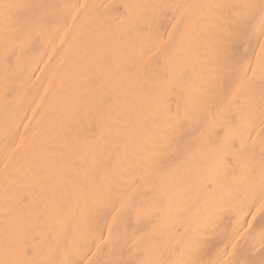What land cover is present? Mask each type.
I'll return each mask as SVG.
<instances>
[{"label":"bare ground","instance_id":"obj_1","mask_svg":"<svg viewBox=\"0 0 264 264\" xmlns=\"http://www.w3.org/2000/svg\"><path fill=\"white\" fill-rule=\"evenodd\" d=\"M28 2L38 0H0V5ZM44 2L58 6L54 19L41 33L34 34L26 42L23 51L17 48L18 59L14 58L7 70L3 61L6 34L0 17V193L3 191L2 170L6 162L11 171V164L16 159L41 149L55 150L66 140L71 141L77 131L81 138L85 135L98 138L102 134L105 138L116 139L115 130L120 128L121 159L113 158L98 176L97 201H106L101 212L96 211L97 204L91 198L83 197L70 199L57 216L41 206L34 214L25 213L21 218L19 213L13 215L6 211L0 195V259L4 258L6 226L15 245L16 256L24 261L31 259L37 249L41 255L46 254L50 242L47 232L52 224L61 233L62 246L70 253L75 251V245H83L87 241L91 247L88 256L97 252V245H100L101 251L92 259L103 260L108 251L104 248L103 238L109 234V225L113 235H123L127 228L131 242L133 229L140 236L150 232L160 220L166 233L178 238L180 233L195 229L196 218L201 213L215 212L223 206L233 207L238 198H242V193L240 197L231 198L228 194L238 186L242 187V177L239 169L233 167L235 160L231 151L220 143L213 131L215 109L212 114H203L200 123L189 129L186 136L202 161L198 169L178 174L163 188L158 178L144 175L146 158L165 122L175 118L177 113L183 117L185 106L193 103L202 91L212 90L222 75L224 52L219 41L220 25L226 23L228 10L180 9L185 11L180 26L183 29L190 25L191 31L186 35L183 47L178 49L179 59H174L167 66L156 54L157 47H161L158 39L150 41L127 36L106 39L104 36L109 28L115 31L114 18L118 19L123 13L124 4L235 5L258 0ZM82 5L87 8H82ZM105 5L109 7L105 8ZM89 10L93 11L94 18L89 21L91 34L84 39L79 34L85 13ZM180 11H177V16ZM96 13L99 16H95ZM221 13L224 19H221ZM172 15V10H168L162 21L160 31L165 40L168 38L165 29H171L169 20ZM100 18L107 23L102 24ZM97 48L104 50L112 71L124 81L121 100L114 108L108 126H105L107 122H98L85 111V102L100 83L98 77L85 70L86 57H92ZM250 51L259 53L260 44L254 40ZM144 53L152 55L147 66ZM146 67L158 75L163 86L156 83L149 89L144 83ZM167 81H171V86ZM259 89L257 83V95ZM125 97L127 103L124 102ZM217 103L227 104V98L221 97ZM248 143L252 144L251 141ZM249 151L258 160L259 142L255 143L254 150L250 147ZM255 179L259 181L258 172ZM209 185L216 190L213 192ZM122 204L128 207L122 209ZM137 209L141 210L139 216ZM149 212L156 214L148 215ZM230 219L225 216L224 223L227 225ZM57 258H63L62 254L58 253Z\"/></svg>","mask_w":264,"mask_h":264},{"label":"snow or ice","instance_id":"obj_2","mask_svg":"<svg viewBox=\"0 0 264 264\" xmlns=\"http://www.w3.org/2000/svg\"><path fill=\"white\" fill-rule=\"evenodd\" d=\"M81 7L87 8L86 5ZM57 8V5L44 0L0 5L6 34L3 53L6 70L11 67L14 58L18 59L17 48L23 51L26 42L52 22ZM123 8L118 19L114 18L115 31L109 28L104 38L158 39L161 47H157L156 54L161 56L165 66L179 59L178 49L183 47L185 37L191 31L190 25H185L183 29L180 26L186 10H228L226 23L220 25L219 41L224 52L222 75L217 78L212 90L202 91L193 103L185 106L183 117L177 113L175 118L165 122L146 158L144 175L158 178L163 188L178 174L198 169L202 161L186 136L189 129L200 123L203 114H212L215 109L213 131L220 143L231 151L235 160L233 167L239 169L242 177V187L238 186L228 195L230 198L240 197L242 193V198H238L231 208L223 206L215 212L201 213L196 218L195 229L180 233L178 238L169 236L160 220L157 221L158 226L154 225L150 232L143 235L137 236L133 229L131 242L127 228L123 235H113L109 225V234L103 238L104 248L108 249L103 260L92 259L101 251L100 245H97V252L88 256L91 247L87 241L83 245H75V251L70 253L62 246L61 233L52 224L47 232L50 242L46 254L41 255L37 249L31 259L24 261L16 256L15 245L6 226L4 258L0 259V264H264V40H260L264 37V0L235 5L135 3L124 4ZM182 8L185 11H180ZM170 9L173 13L169 20L171 29H165L168 37L165 40L160 29ZM177 11H180L179 16ZM93 18L92 10L85 13L79 34L84 39L91 34L89 21ZM221 19H224L223 13ZM100 22L107 23L102 18ZM254 40L260 44L259 53L250 51ZM170 48L172 51H169ZM144 55L147 56V66L152 61V55ZM86 60L85 70L98 77L100 83L85 102V111L98 122H107L105 126H108L112 112L121 100L124 81L112 71L102 48L94 50L93 56L86 57ZM144 83L149 89L156 83L163 86L158 75L147 67ZM167 83L171 86V81ZM257 83L260 85L258 95ZM221 97L227 98V104L217 103ZM124 102H128L127 97ZM120 136V128L115 130L116 139L105 138L102 134L98 138L88 135L81 138L77 131L71 141L66 140L55 150L41 149L16 159L11 164V171L6 162L2 170L3 191L0 193L6 211L13 215L19 213L23 218L25 213L34 214L43 206L57 216L70 199L87 197L97 204L96 211L101 212L106 201H97V179L113 158L121 159ZM257 141L260 145L258 160L249 151L250 147L254 150ZM257 172L258 182L255 179ZM208 187L213 192L216 190L213 185ZM127 207V204L121 205L122 209ZM135 211L139 216L141 210ZM147 214L155 215L156 212ZM225 216L231 217L227 225L224 223ZM58 253L63 258L58 259Z\"/></svg>","mask_w":264,"mask_h":264}]
</instances>
